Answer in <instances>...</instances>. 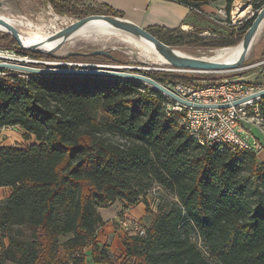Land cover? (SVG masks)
<instances>
[{"label": "trees", "instance_id": "1", "mask_svg": "<svg viewBox=\"0 0 264 264\" xmlns=\"http://www.w3.org/2000/svg\"><path fill=\"white\" fill-rule=\"evenodd\" d=\"M176 1L205 19L202 5L213 0ZM233 1L227 0L228 12ZM251 1L256 10L264 5V0ZM51 3L77 18L123 16L109 6L80 9V0ZM251 23L242 31L236 24L224 26L219 35L195 41L235 45ZM150 30L169 44L187 31ZM24 41L41 48L26 35ZM11 44L17 52L59 58L25 48L12 36ZM145 72L167 85L192 83L177 72ZM168 100L137 79L0 67V129L18 125L25 138L36 137L24 146H0V186L13 188L0 199V264H87L89 245L94 260L107 264H214L193 241L192 230L221 264H264V160L254 150L199 143L178 112L167 113ZM260 106L264 113V95ZM95 107L102 117L94 114ZM154 183L173 197L157 202L145 233L123 237L125 257L119 263L107 244L96 241L104 222L99 207L118 198L149 205Z\"/></svg>", "mask_w": 264, "mask_h": 264}, {"label": "rangeland", "instance_id": "2", "mask_svg": "<svg viewBox=\"0 0 264 264\" xmlns=\"http://www.w3.org/2000/svg\"><path fill=\"white\" fill-rule=\"evenodd\" d=\"M4 4H6L8 9H2L1 10L2 12H4L5 10H10L11 12L13 11L12 12L13 15L17 17L23 16L25 19H29L34 24H37V25H40L43 22H50V19L54 16L55 13L63 17L65 16V19L69 16H73L76 19H78L73 12L69 11V12L61 13L54 8L52 3H51L52 9H50L49 3L44 2V1L41 2L40 0H37L36 4L28 3L25 6H22L21 3H19L18 1L17 2H14V1L4 2ZM86 6L87 5L79 4L80 9L86 8ZM257 12L258 10H256L253 7L251 0H234L232 3L231 12H228V17L223 18L222 23L220 22L218 24L225 25L228 27L229 26L231 27L233 24H236L237 28L241 29L243 26L247 25L249 21L254 19ZM48 16H50L51 18ZM98 20L103 21L106 19L101 18ZM58 23L62 24L59 21ZM242 30L243 29H241V31ZM188 33H192L193 35H188ZM213 33H214V30L211 28L208 29V31H206L205 33L202 32V30L199 28L196 30H188L186 31L185 35H179L176 41H174V43L171 45H173L175 48L182 49L195 56H208L212 53L213 50L222 48V47L204 46L203 44H201V40L199 41H195V40L197 37H200V36L213 37L215 36ZM7 34H9V32H7V28L0 27V55L9 54L11 56L18 57V59H22V60L25 59L26 62H28V60L36 61V62H31V61L28 62V63L35 64V65H41V66L58 65L59 66L61 65L58 63L59 61H66L69 63H79L80 66L86 65L87 63L106 64V65H113V66H124V65L136 66L139 68H136L134 70L139 71V72H144V73H146L145 71L149 69L150 70L151 69L160 70V71L167 72V73L177 72L179 74H183L184 79L188 78L192 80L193 84L198 83V84H201V86L217 83V82L222 81L223 79H229V78L231 80H238V79L240 80L241 78L253 84H259L262 81H264V24H263L262 30L256 42L254 43V45L252 44L251 50L247 54V57L244 60L243 65L239 68L221 70V71L179 70V69L173 68V66L171 65L160 63L154 59H150V58L145 57L144 55H141L138 52L137 48L134 49V47L126 43H117L114 45H105V46L102 44L77 45L73 48L68 49L66 53L59 54L61 55V56H58L59 58L40 57V56L28 54V53L17 52L11 44V36L12 37L14 36L11 33H10V36ZM98 48H104L105 50L110 51L111 55L108 56L104 52H101V53L95 52L94 50ZM70 51H78V53L69 55L68 52ZM0 59L5 60L8 58L1 56ZM66 65L77 66L76 64H62V66H66ZM10 69H13V68H10ZM128 69H131V68H128ZM14 70L22 71L19 69H14ZM93 110H94L93 111L94 114L97 115L98 117L103 116V113L99 107H95ZM105 133L106 135H110L111 137L115 139H119L122 142L125 141V139L120 138L114 133H110L108 131H106ZM255 133L260 135V139L262 136L264 140V133H262L259 129L256 128ZM34 141H36L35 135H31V137L25 138L23 136V129L18 125L5 126L0 129V144L5 142L3 145L12 144V145L24 146ZM260 156L264 157V151L260 152ZM154 186L155 187L152 188L148 192V196H147V199L150 204L149 205L146 204L147 206H149V210H151L152 212L155 211L156 204L160 199L166 198V197H173V193L169 191L168 189H166L165 187L157 183H154ZM121 215H123V213ZM135 218H138L139 222L143 226H147L146 223L140 217H135ZM125 232H126L125 234H128L127 230H125ZM191 236H192L193 241L197 243V245L200 247V249L202 250V252L208 259H210L214 264H221L216 259L211 257L209 248L205 244L204 239L201 236H199V234L196 231L192 230Z\"/></svg>", "mask_w": 264, "mask_h": 264}, {"label": "built area", "instance_id": "3", "mask_svg": "<svg viewBox=\"0 0 264 264\" xmlns=\"http://www.w3.org/2000/svg\"><path fill=\"white\" fill-rule=\"evenodd\" d=\"M50 9H52V6ZM223 17H228L225 9L220 8ZM231 12V11H230ZM67 24L76 20L75 17L66 18ZM5 60H18V57L0 55ZM1 60V59H0ZM169 88L177 94L192 102L183 103L167 94L169 100L166 102L167 113H183L184 121L190 123L193 128V135H209L212 140L228 138L234 145V151L254 150L257 153L264 150V140L256 136L255 129L264 133V113L260 106L262 96L250 97L257 90L264 88V81L253 84L240 78V84H231V79H223L220 82L197 85L187 82L169 84ZM246 98L238 103L236 100ZM194 103H205L208 106H196ZM229 103L227 107H220L213 104ZM128 233H145L146 227L143 226L138 218L132 217L127 213L119 218V221Z\"/></svg>", "mask_w": 264, "mask_h": 264}, {"label": "water", "instance_id": "4", "mask_svg": "<svg viewBox=\"0 0 264 264\" xmlns=\"http://www.w3.org/2000/svg\"><path fill=\"white\" fill-rule=\"evenodd\" d=\"M0 3V7H1ZM93 18H103L107 19L111 22L112 25L118 27L125 32H128L137 37H143L150 41H152L158 50V52L167 60L165 64L173 66V68L179 70H187V71H221V70H228L239 68L243 65L244 60L247 57L249 49L254 41L256 32L264 20V5L258 10L256 16L252 20L251 25L247 28L243 38V50L239 56V58L235 62H226V61H218V60H210L201 57L183 55L178 52V49L175 48L173 45L163 41L160 39L156 34H154L149 28L141 26L127 18L122 16L114 15V14H106V13H91L81 18L74 20L73 22L67 24L66 26L62 27L60 30H57L53 34L49 36V39H54L57 37H62V39L71 35L76 29L80 26L85 24L87 21ZM0 23L7 28V32L11 33L16 40L25 48H28L33 51H43L53 54L55 56H61L53 52V50H45L42 48H38L34 45H26L23 43L21 38V33L16 26L5 20L4 18L0 17ZM64 43L61 40L60 45ZM58 46V47H59ZM97 53L101 52H109L104 48H98L94 50ZM78 53V51H70L68 54ZM20 60V61H19ZM31 60H28V62ZM26 62L25 59H18L16 61H9V60H0V67H7L13 69H19L22 71L34 72V73H60V74H89V75H101V76H108V77H116V78H131L137 79L143 82H146L152 87L160 90L161 92L183 102L186 104H192V102L186 100L171 88L168 87L167 84L164 82L157 80L156 78L152 77L151 75L139 72L134 69L139 68L136 66H113V65H106V64H92L87 63L86 65L80 66L79 63H69L66 61H59L58 63L61 65H35ZM36 62V61H31ZM40 62V61H39ZM62 64H76L77 66H62ZM131 68V69H128ZM264 95V88H261L254 92L253 94L249 95L247 98L256 97V96H263ZM246 98H241L236 100L234 103H238ZM196 106H208L209 104L205 103H194ZM220 107H227L229 103H220V104H213Z\"/></svg>", "mask_w": 264, "mask_h": 264}, {"label": "crops", "instance_id": "5", "mask_svg": "<svg viewBox=\"0 0 264 264\" xmlns=\"http://www.w3.org/2000/svg\"><path fill=\"white\" fill-rule=\"evenodd\" d=\"M19 2L22 6L28 3L36 4L37 0H0L4 2ZM51 5V0H40ZM82 4L90 6H109L113 10L122 13V17L127 18L141 26L149 29L161 26L166 28L181 27L184 30L201 29L202 32L208 29L214 30V35H218L219 30H224L225 25H220L224 18L220 12V8L227 11V0H213L202 5L200 12H203L205 19L200 16L199 11L192 10L188 5L176 0H80ZM50 7V6H49ZM218 27V28H217ZM230 27V26H229ZM258 138L260 135L256 134ZM261 139L262 136H261ZM5 143V142H4ZM4 143H1L2 146ZM264 151V150H262ZM261 152V151H260ZM259 157L264 160V157ZM13 188L11 186H0V199L8 197ZM128 206V207H127ZM104 222L98 227L96 241L107 244L117 262H122L125 257V248L123 237L126 235L125 228L119 221L122 213H127L132 217H140L147 226L151 224L155 217V213L147 208L144 201L129 203L124 198H118L111 202L108 206L99 207ZM7 242V239H5ZM2 245L0 242V253ZM87 264H107L96 262L93 258L92 245L85 247Z\"/></svg>", "mask_w": 264, "mask_h": 264}, {"label": "bare ground", "instance_id": "6", "mask_svg": "<svg viewBox=\"0 0 264 264\" xmlns=\"http://www.w3.org/2000/svg\"><path fill=\"white\" fill-rule=\"evenodd\" d=\"M2 9H8L6 4H3L0 7V17L4 18L5 20H7L8 22H10L11 24H13L18 28V30L21 33V38L24 44H26L24 41V34H25L43 49L51 50V51L53 50V52L56 54H64L68 49L73 48L77 45L102 44L105 46V45H114L117 43H126L134 47V49L137 48L138 52L147 58L154 59L157 62L164 64L167 62V60L158 52L152 41L125 32L124 30L112 25L111 22L107 19L103 21H97L92 24H86L88 22L101 18L90 19L85 24H83L78 29H76L71 35H69L64 39H62V37L49 39V36L51 34H53L57 30H60L62 27L67 25L68 21L67 19H65V16L63 17L55 13L52 18L48 16L51 18V19L49 18L50 22H43L40 25H37L34 24L31 20L25 19L23 16L17 17L13 15L12 14L13 11L11 12L10 10H5L4 12H2L1 11ZM58 21L61 22L62 24H59ZM263 24H264V20L262 21L256 32L254 41L252 42L253 45L256 42L262 30ZM0 27L6 28L1 23H0ZM61 40H63L64 43L61 46H59ZM251 47L249 51L251 50ZM177 49L178 52L183 55L195 56L182 49L179 48ZM242 50H243V43L242 41H240L237 45L226 46L215 49L208 56H195V57H201L210 60L235 62L239 58ZM231 84H240V80L239 79L231 80ZM178 116L181 122L184 121L183 113H179ZM182 124L188 130L189 134L193 136L197 141H199V143L208 144V145L217 144L220 146L221 149L225 147H229V149L234 151V145L232 141H230V139L219 138L211 141V137H209V135H201V137L193 135V128L190 127V123H182Z\"/></svg>", "mask_w": 264, "mask_h": 264}, {"label": "flooded vegetation", "instance_id": "7", "mask_svg": "<svg viewBox=\"0 0 264 264\" xmlns=\"http://www.w3.org/2000/svg\"><path fill=\"white\" fill-rule=\"evenodd\" d=\"M106 55H111V52L109 51V52H104Z\"/></svg>", "mask_w": 264, "mask_h": 264}]
</instances>
